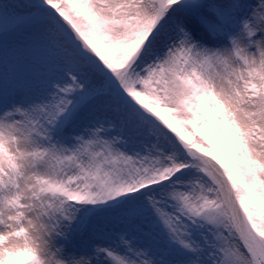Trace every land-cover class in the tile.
I'll return each instance as SVG.
<instances>
[{
  "label": "snow or ice",
  "instance_id": "1",
  "mask_svg": "<svg viewBox=\"0 0 264 264\" xmlns=\"http://www.w3.org/2000/svg\"><path fill=\"white\" fill-rule=\"evenodd\" d=\"M0 264H264V0H0Z\"/></svg>",
  "mask_w": 264,
  "mask_h": 264
}]
</instances>
